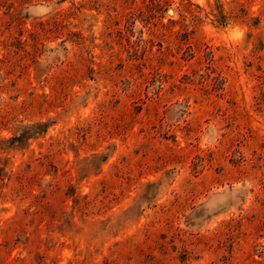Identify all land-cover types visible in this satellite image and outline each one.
Returning <instances> with one entry per match:
<instances>
[{
  "label": "rangeland",
  "instance_id": "1",
  "mask_svg": "<svg viewBox=\"0 0 264 264\" xmlns=\"http://www.w3.org/2000/svg\"><path fill=\"white\" fill-rule=\"evenodd\" d=\"M0 264H264V0H0Z\"/></svg>",
  "mask_w": 264,
  "mask_h": 264
}]
</instances>
